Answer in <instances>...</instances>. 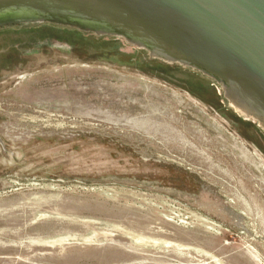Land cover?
Wrapping results in <instances>:
<instances>
[{
    "label": "rangeland",
    "instance_id": "1",
    "mask_svg": "<svg viewBox=\"0 0 264 264\" xmlns=\"http://www.w3.org/2000/svg\"><path fill=\"white\" fill-rule=\"evenodd\" d=\"M0 264H264V190L134 109L52 101L0 128Z\"/></svg>",
    "mask_w": 264,
    "mask_h": 264
},
{
    "label": "water",
    "instance_id": "2",
    "mask_svg": "<svg viewBox=\"0 0 264 264\" xmlns=\"http://www.w3.org/2000/svg\"><path fill=\"white\" fill-rule=\"evenodd\" d=\"M72 98L147 115L264 190V0H0V128Z\"/></svg>",
    "mask_w": 264,
    "mask_h": 264
},
{
    "label": "trees",
    "instance_id": "3",
    "mask_svg": "<svg viewBox=\"0 0 264 264\" xmlns=\"http://www.w3.org/2000/svg\"><path fill=\"white\" fill-rule=\"evenodd\" d=\"M235 119H236L238 122H241V123H243V124H246V125H249V124H250V122H246V121L243 120L241 117L236 116V115H235Z\"/></svg>",
    "mask_w": 264,
    "mask_h": 264
},
{
    "label": "bare ground",
    "instance_id": "4",
    "mask_svg": "<svg viewBox=\"0 0 264 264\" xmlns=\"http://www.w3.org/2000/svg\"><path fill=\"white\" fill-rule=\"evenodd\" d=\"M139 241H140V239H139ZM139 241H138V243H139ZM141 242H142V241H141ZM143 243H144V242H143ZM123 262H124V261H123ZM123 262H122V263H123ZM142 262H143V261H142Z\"/></svg>",
    "mask_w": 264,
    "mask_h": 264
}]
</instances>
